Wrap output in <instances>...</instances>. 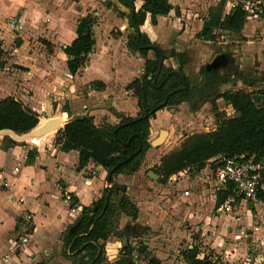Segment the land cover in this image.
<instances>
[{
    "label": "crops",
    "instance_id": "crops-1",
    "mask_svg": "<svg viewBox=\"0 0 264 264\" xmlns=\"http://www.w3.org/2000/svg\"><path fill=\"white\" fill-rule=\"evenodd\" d=\"M166 1L171 7L168 13L155 15L153 21L146 14L144 20L138 26V32L144 34L151 43L162 50L164 56L162 63L164 62L165 67H171L173 70H176L178 63L170 55V50L182 52L185 55L187 52L200 55L204 48L205 54L211 50L210 42H213L216 36L214 40H203L196 35L209 8H217L220 3L221 16L229 12L235 5H239L243 9V0H217L215 3V0H212L211 4V0ZM141 2L142 0L137 3L132 2L134 11ZM81 3L82 0L76 2L74 0H0V99L11 96L14 99H19L24 105L30 103L31 110L40 112L42 121L45 120L43 115L46 112L48 103H50V107L54 108V113L60 119L61 124L70 115L82 113L90 116L92 123L96 126H99V120H104L110 125L119 122L116 113L122 114L124 117H136L139 112L137 98L132 88H126V85L134 79L140 80L144 60L138 51L129 49L126 45L127 33L129 32H127L126 19L121 25L125 39L123 36H110L108 34V23L104 25L98 22L93 23L91 31L94 43L91 52L75 73L70 74L66 68V56L63 53V48L75 37L77 19L86 14ZM204 5H206L205 10L196 13ZM262 9L264 10V0H260L256 10L257 16L255 17H250L249 12L243 9L244 21L238 32L216 29L222 30L234 43L230 47L232 53H228L224 48L225 46L221 47L220 50L212 53V55L217 54L219 61L217 65L207 64L204 66L205 62L202 61L194 69L195 73L199 74H202L200 68L203 67L206 71L211 70L218 76L228 75V81L224 83L214 84L210 82L211 86H217L214 91L216 93H208L202 99L212 98L216 110L226 116L232 115L233 110L217 94L224 90H253L254 87L246 86L243 79L258 80L262 78L261 72L264 71V16L262 15ZM90 10L88 8L87 13ZM102 11L101 9L100 12L102 13ZM171 12L174 13L175 19L180 23L177 30L172 28ZM47 14L51 16L50 21ZM11 18H15L22 23L20 30L7 26L6 22ZM30 18L32 19L29 27L31 32L23 33V23ZM45 18H47V21H45ZM40 21L43 23L49 22L43 28L38 24ZM185 22L186 24H184ZM189 22L192 24L188 26L187 23ZM171 31L175 33L174 37L170 36ZM31 36L36 37L40 42L42 47L40 51L33 45L38 43L37 41L31 44L33 48L28 46L29 37ZM16 37H19L18 41L15 40ZM190 41H193V43L197 41V43L190 48L188 44ZM18 42H20L18 46H15ZM223 43L226 44V42ZM201 48L203 49L201 50ZM24 49H26V55L29 58L27 60L29 69L24 71L30 78L29 85L36 83L42 89L51 86L54 90H57L60 97L64 96L66 100L58 101L53 107L51 105L52 100L48 98V103H46L44 109L38 105L39 100H20L16 96L18 77L11 64L15 57L13 53ZM148 51L151 52L152 50L147 49L146 55ZM33 56H40L38 63L36 57L33 58ZM186 58H188L187 55L181 65V71L187 79V84L192 86V89H197L198 86L193 85L188 77L186 67L189 59L186 60ZM232 62L234 67L230 69ZM244 67H250L251 70L245 72ZM233 70L240 71L243 79L234 76ZM39 75L42 79L44 78L41 83L36 80ZM199 79L200 77L196 78V81H199ZM204 81H206V77L203 76L202 84ZM260 83L264 84L262 81ZM80 85L88 86L86 96L77 94ZM142 102H144V99H142ZM184 104V101H182L174 106H166L167 108L156 110L153 117L148 119L147 141L149 143V140L156 137L160 129L167 130L168 135L166 134L163 142L159 145H149L137 161L136 168L131 166V170L124 168L120 172L112 173V183H114L116 189L122 191L134 203L137 208V215L134 220H131L121 213L120 219L116 220L111 227L110 235L119 237L118 247L112 245L113 243L108 246V236L105 240H97V243L101 244V262L108 260V254L111 258H114V256L121 257L122 234L118 231L127 227V225L122 227L123 224H121L123 218L127 217L132 223L145 225L146 229L158 232V235L155 236V233L147 234V230L144 231L142 242L146 246V251L158 260L168 255L165 254V250L180 246L179 241L181 239L179 237H182L184 238V242L180 241L182 246L184 245L182 252L191 248L195 251L197 257H202L210 252L222 264H226V262L228 264H240L237 261L239 258L252 256L257 259V264H264V189L260 190V196H257L254 201H245L239 197H233L229 203V208L226 207V199L217 204L216 194L219 191L213 193L210 189L214 183L215 169L214 165L211 164L212 158L207 161L201 170L193 173V179L187 180V195H182L179 191L176 193L177 199H168L167 203H174L173 206H177V202H180L178 204V206H181L179 216L184 227L169 226L170 224L165 218L168 215H163L166 211L161 209L165 208L164 203L167 200L159 203L164 207L157 204V201L165 197L160 196L161 198H158L159 195L157 196L154 193L155 189H158L156 185L160 183L157 181L158 175L152 169L159 163L164 151L161 153L158 151H161V147L163 149L166 146L170 134L168 129L162 126L164 121H169L171 117L172 119L178 118L177 113L179 111L175 108H180ZM190 105L193 104L190 103ZM64 106L66 110H64ZM41 109H44V111L41 112ZM192 118H194L193 113L190 112L188 116L184 114V121H188L191 126L193 125L190 121ZM213 128H210V130ZM53 133L54 131L41 137L27 138L20 142L15 141L16 143L13 145H5L2 136L0 137V174L10 182L9 189H0V264H73V260L67 256L69 254L68 249H63L61 236L66 230H73L76 227L77 223L75 221L79 211H68L56 189V185L58 182H62L71 192L74 200L79 203L80 209L82 206H88L92 201L99 199L104 189L110 185L106 182L107 171L102 167L96 170L94 176L84 180V171L92 168L94 164L88 162L84 167L78 169L77 151L60 150L59 145L53 142ZM21 142L24 143L21 144ZM14 167H16L15 170ZM149 171L155 174L157 178L154 179L148 176ZM261 171L264 179V165ZM186 173L185 170L183 174ZM168 179L174 180V178ZM18 198H21V201H18ZM158 207L161 210V214L158 216L160 219L156 218ZM230 209L233 210L232 213ZM23 212L30 215V222L23 220ZM211 212L215 214H211ZM225 215L231 220L225 222ZM236 217L237 219H235ZM257 218H260V223H257ZM197 221L198 225L196 226L195 222ZM235 225L239 226L240 230L234 231ZM165 226L170 228L166 229ZM245 228L250 229L251 242H245V239L241 237L234 238V235L236 237L238 234L243 235L247 231ZM24 230L28 232L26 242L14 245V242ZM160 230H163V233ZM261 230L262 232H259ZM192 231L199 232L201 245H203L201 248L209 250L204 252V250H200L198 244L192 243L191 237H189L193 233ZM219 232H226L227 236L225 238L215 236ZM151 235H154L155 238ZM114 247L116 248V254L114 253ZM244 248H247L253 254L246 255L242 253V255L239 254V258L233 257L239 253V250L242 251ZM181 253V262L185 264ZM4 254L7 255L6 259L3 258ZM115 259L120 258H114V261ZM170 259L162 260L160 264H171ZM133 261L134 263H143L140 259H134Z\"/></svg>",
    "mask_w": 264,
    "mask_h": 264
},
{
    "label": "trees",
    "instance_id": "trees-1",
    "mask_svg": "<svg viewBox=\"0 0 264 264\" xmlns=\"http://www.w3.org/2000/svg\"><path fill=\"white\" fill-rule=\"evenodd\" d=\"M118 1L124 4L125 2L132 3V0ZM125 5L129 9V6ZM170 8L166 0H142L134 11L133 23L138 27L146 14L153 21L155 15H164ZM244 15V10L239 5H235L229 12L221 16L219 3L217 8L207 10L201 28L196 35L203 40H214L216 29L238 32L244 21ZM262 15L264 16L263 9ZM93 21L94 19L89 13L79 17L76 21L74 39L63 48V53L66 56V68L70 74L75 73L91 52L94 43L91 31ZM134 38L135 32L132 30V36L127 38L126 45L129 49L138 51L143 57V73L140 80H132L126 85V88H132L137 98L139 108L137 116L124 117L122 114L116 113L119 122L114 125L105 123L96 126L92 123L90 116L77 115L63 123L54 132L53 142L59 145L60 150L77 151L78 169L91 162L107 171L118 161L136 151V154L126 163L117 167L113 174L124 168L131 170L132 162L138 161L149 147L147 141L148 119L153 117L156 110L165 106H174L182 101H189L193 96L192 86L188 85L185 90H176L182 86L180 80L187 82L181 71L184 53L170 50V55L178 63L174 70L177 76L170 74L162 84L158 85L165 74L173 70L161 63L152 85L151 82L157 70L159 51L162 52V50L151 43L141 32H138V45L149 47L138 49L134 44ZM147 49L152 50V57L146 55ZM200 72L214 84L228 81L226 74L218 76L215 72L206 71L203 67L200 68ZM233 75L242 78L240 71L233 70ZM261 75L262 78L258 80L242 78L246 86L254 87L253 90H224L217 94L231 106L233 114L230 116L222 114L216 110L212 102L215 127L207 132L186 136L178 148L161 156L159 163L152 169L158 175V182H165L169 176L182 170L190 173L198 172L211 158L214 168L218 166L217 162L219 163L222 158L251 159L264 165V84L260 83L264 82V71L261 72ZM167 94L165 103L160 105ZM63 108L66 110L65 106ZM37 122L38 114L24 106L19 100L11 96L0 99V129H8L21 134L31 130L37 125ZM2 140L5 145L16 143L7 135H3ZM23 143L21 142V144ZM231 189V185H227L225 189L216 194L217 204L231 195ZM117 193H120L117 201L112 202L111 197ZM257 196H260V191ZM121 213L134 220L137 208L127 195L115 188L110 179V185L104 189L99 199L92 201L88 206L81 207L75 221L76 227L73 230H66L61 236L63 249H68L70 255L67 256L73 260V264L76 262L77 264H102L101 244H98L97 240H105L110 235L111 227ZM135 247L125 243L121 247L122 258L115 264H140L133 261L134 259L139 260L140 256L146 258L148 256L142 264H160L156 257L147 253L143 243H138ZM133 251L136 252L135 256L131 254ZM181 255L185 264H222L211 253L197 257L191 248L184 250Z\"/></svg>",
    "mask_w": 264,
    "mask_h": 264
},
{
    "label": "rangeland",
    "instance_id": "rangeland-1",
    "mask_svg": "<svg viewBox=\"0 0 264 264\" xmlns=\"http://www.w3.org/2000/svg\"><path fill=\"white\" fill-rule=\"evenodd\" d=\"M69 1H72V0H69ZM74 1L76 2L77 0H74ZM133 1H135L137 3L139 0H132V2ZM216 1L217 0H215L214 3ZM211 3H212V0H211L210 4ZM81 4H82L81 6L84 10V13H87L88 8H89V10L91 9L90 12H88V13L92 15V17L94 19V21H93L94 24H96L97 22L100 24L103 23V25L108 23V34L110 36L111 35H113L115 37L123 36L124 39L126 38L123 29H121V25H122V23H124L123 21H125V19H127L129 9L126 7V5L124 3H121L118 0H82ZM40 7H43V6H40ZM205 8H206V5H204L203 8H199V11H196V13H199L201 10H205ZM101 9L103 10L102 13L100 12ZM93 12H95V13H93ZM47 15L49 16V14H47ZM170 16H172L171 17L172 28L177 30V28H179L180 23L178 22V20L175 19L173 12H171ZM49 17H50L49 18V21H50L51 16H49ZM48 22H46V23H48ZM186 22L184 24H186ZM31 23H32L31 18L25 20V23H23V31H22L23 33L24 32H31V30L29 29ZM46 23L45 22L43 23L40 21L38 24L44 28ZM190 24H192V23H190V22L187 23L188 26ZM99 26H101V25H99ZM31 28H32V26H31ZM127 34H128L127 38H131L132 29H130ZM170 36L174 37L175 33L173 31H171ZM215 36H216L215 40L213 42H210V46H212V48L206 54L204 52L205 48L204 49L201 48V50L202 49L203 50L201 51L202 54L200 53V55L192 54V52L191 53L187 52V54H186L188 56V58H186V60L189 59V63H188V66L186 67V71L188 73V77L191 79L193 85H195V86H201L202 82H203V75L199 74V73H195L196 71H194V69L197 68V66H199L202 61L205 62L204 66H206L207 64L212 65L215 63L217 65L219 63L218 58H217V54L212 55V53L215 52L216 50H220V48L224 47V46H225L224 48H226V51H228V53H230V54L232 53L230 47L234 43L231 42L229 37H227V35L224 32H222V30H216ZM18 38L19 37H16L15 40L18 41ZM38 39H39V37H38ZM16 41L14 42V44L16 43ZM19 41H20V39H19ZM34 41L38 42V43H35L33 45L36 46V48L40 51V49L42 47L40 46V42L36 39V37H32V36L29 37L28 46L33 48V46H31V44L34 43ZM217 42H219V43H217ZM223 42H226V44L224 45ZM19 43L20 42H18L17 45H15V46H18ZM196 43H197V41H195L194 43H193V41H190L188 44L190 45V48H192V45H194ZM28 46H27V48H28ZM39 51H38V53H39ZM13 55L15 57H14V60L11 64V66L17 72L18 79L16 82V87H17L16 96L18 98H20V100H39L40 102H38V105L42 106V108H44V109L46 108V103H48V100H49L48 98H50V100H52L51 105L53 107L58 101L66 100V98L64 96L60 97L57 94V90L56 89L54 90L51 86L42 89V88H39L40 85H38L36 83H32L31 86L29 85L30 78L24 72L25 70L29 69V66L27 64V60L29 58L26 55V49L18 51L16 53H13ZM186 55H185V57H186ZM147 56L152 57V51L151 52L148 51ZM35 57H36V62L38 63L40 60V56H33V58H35ZM185 57H184V59H185ZM184 59H183V61H184ZM168 60H167V62L169 63L170 60L169 61ZM173 62H175V61H173ZM244 63H246V62H244ZM162 64L164 65V62ZM174 64H176V62ZM233 65H234V63L232 62L230 69L234 67ZM243 69L245 70V72H248L251 70L250 67H244ZM198 77H200V79H199V81H196V78H198ZM43 79L41 78V75L36 77V80L40 83L42 82ZM214 87H217V86L214 85ZM87 89H88L87 85H80L78 87L77 94L79 96H82V95L86 96ZM217 90H218V88H217ZM214 93H216V92H214ZM200 99L197 102H194L193 105H190V103L188 101H184L185 104L183 106H181L180 108H177V107L175 108L177 111H179L177 113V116L179 119L178 118L172 119V117L170 118V116H168L170 118L169 121H164L162 127H164L165 129H168L170 134L168 136V141L166 143V146H164L163 149L161 147V149H160L161 151H158L159 153L164 151L163 155H165V154L169 153L170 151L178 148L180 143L184 140V138L186 136H190V135L200 133V132H207V131H210V128L215 127V118L213 116L214 110L211 107V103H212L211 99L212 98H209L208 100H202L203 99V97H202ZM42 100H44V101H42ZM53 100H57V101H53ZM76 100H79V99H76ZM205 101H207L208 103L207 102L204 103ZM26 104L27 105H24V104L23 105L28 107V108H31L30 103H26ZM163 108H167V107L165 106ZM44 109H41V112H43ZM39 110H40V107H39ZM165 110L167 111V109H165ZM190 112L193 113V115H194V118H192V120H190L193 123L192 126L190 123H188V121H186V120L184 121V114H186L188 116ZM36 113L38 114L37 124H39L42 121V116L40 115V112L39 113L36 112ZM203 114H205V116H203ZM105 123L106 122L104 120H99L98 125H103ZM163 155H161V156H163ZM192 177H193V173L187 172L186 174L175 176L174 180H169L167 178L165 180V182H159L160 184L156 185L158 189H155L154 193H156L157 196L159 195L158 198H161L160 196L165 197V198L161 199L160 201H157V204L160 207H164V205L161 206V204H159V203L162 201L165 202L167 200L164 203L165 208H161V209H164L166 211V213H163V215H165V214L168 215V216H165V218H167L166 220L169 222L170 227L173 226L176 228H182V227H184V224L181 221V217L179 216L180 215L179 210L181 209V206H178V204L180 202H177V206L176 205L173 206L174 203H172V202H171L172 204L167 203L168 199L169 200L177 199L178 197H177L176 193L183 190L184 188H187L186 187L187 182H188L187 180L193 179ZM119 195H120V193L113 195L111 197L112 202H116ZM160 207H158V215L156 216L157 219H160L158 217L161 214V210H159ZM230 210H231L230 212L232 213L233 210L232 209H230ZM226 211H228V210H226ZM211 214H215V213L211 212ZM225 214L227 215V213H225ZM226 215L224 217L225 222L228 220H231ZM120 217L121 216H119L118 219H120ZM252 218H254V217H252ZM259 219L260 218H257V223H260ZM236 222L238 223V221H236ZM241 222H240V225H241ZM119 224H120V222H119ZM121 224H123L122 227L127 225V230L130 233V235L126 236L125 243L129 244L130 246H133L134 248H136L135 246L138 243L143 242L144 231L147 230V232H146L147 234H154L155 233V236H156V234L158 235L157 231H152L151 229L150 230L146 229L145 225H139V224L132 223V221H130L127 217L123 218V221ZM195 225L196 226L198 225V221L195 222ZM170 227L165 226L166 229H169ZM233 229H234V231H238V230H240V227L235 225V227ZM245 230H247V229L245 228ZM160 232L163 233V230H160ZM259 232H262V230ZM250 233H251L250 229H248L243 235L238 234L237 237H236V235H234V238L241 237V238L245 239V242H248L251 240V237H249ZM226 234H227L226 232L225 233L219 232V233H216L215 236H222L225 238L227 236ZM133 235H135V236H133ZM155 236L153 235L152 237L155 238ZM189 237H191L192 243L194 242L200 246V250H204V252L206 250H209V249L205 250V249L201 248L203 245H201V241H200L201 237H199L198 231L197 232L194 231L193 233H191L189 235ZM163 238H164V236H163ZM179 239H181L180 241L184 242V238L179 237ZM180 241H179V245L181 247L177 246L176 248L174 247V248H171L169 250H165V254H168V255H165V257H163L164 259L162 258L159 261H162V260L165 261L166 259L171 258L170 259L171 264H182V262H181L182 259L180 257V253L182 252V250H183L182 247L184 245L182 246V243ZM108 242H109L108 246H110L111 243H113L112 245H114L115 247H118L119 246V237L109 235L108 236ZM115 252H116V248H115L114 253ZM238 252L239 253H237L235 256H233L234 258H239L240 255H242V253H245L246 255L253 254V252L248 251L247 248H244L242 251L239 250ZM147 253L150 255V252H147ZM131 254H132V256H135L136 252L133 251ZM211 255H212V253H211ZM109 256L110 255L108 254V260L103 261L102 264H115V262L118 261L119 259H117V260L115 259V261H114V258H122V257H116V256H114V258H111ZM250 257L252 258V260L254 259V257H252V256H250ZM139 258H140L141 262H144L147 260L148 256H147V258L146 257H139ZM234 258H232V259H234ZM251 262H249L248 264H251ZM76 264H77V262H76ZM226 264H228V262H226Z\"/></svg>",
    "mask_w": 264,
    "mask_h": 264
},
{
    "label": "built area",
    "instance_id": "built-area-1",
    "mask_svg": "<svg viewBox=\"0 0 264 264\" xmlns=\"http://www.w3.org/2000/svg\"><path fill=\"white\" fill-rule=\"evenodd\" d=\"M259 2L260 0H243L242 8L249 12L250 17H255L257 16L256 10L258 9ZM45 21H47V18H45ZM6 24L12 29L20 30L22 28V23L15 18L8 19ZM262 166L261 162L253 161L251 159L236 160L233 158H222L218 166L214 169V183L211 185L210 189L213 193H216L225 189L227 185H231L232 193L225 200L227 208H229V203L232 201L233 197H239L245 201H254L257 199L258 192L264 189V179L261 173ZM99 167V165H94L92 168L86 169L84 171V180H88L90 177L94 176ZM15 169L16 167H14V170ZM184 172L185 170L179 171L176 174L169 176V178H175V176L181 175ZM9 188L10 182L0 174V189L7 190ZM56 189L60 193L68 211H80L79 203L74 200L71 192L62 182H58ZM181 193L182 195H187L188 189L184 188L181 190ZM17 200L21 201V198H18ZM22 217L23 220L28 222L31 221V217L27 212H23ZM235 219H237V217ZM27 234V230H24L22 234L18 236L14 245L25 243L27 240ZM3 258L6 259L7 255L4 254ZM237 261L240 264H248L251 261V264H257V259L254 258L252 260L250 256L241 257Z\"/></svg>",
    "mask_w": 264,
    "mask_h": 264
},
{
    "label": "water",
    "instance_id": "water-1",
    "mask_svg": "<svg viewBox=\"0 0 264 264\" xmlns=\"http://www.w3.org/2000/svg\"><path fill=\"white\" fill-rule=\"evenodd\" d=\"M125 4H127L129 6V12H128V16H127V19H126L127 32L129 31L130 28L134 30V32H135L134 44H135V46L138 49H140V48H148L149 46H145V45L140 46V45H138V27L136 25H134V23H133L134 6L130 2H125ZM162 60H163V55H162V52L159 51V57H158L157 70H156L155 77L158 74V71L160 69ZM170 74L177 76V74H176V72L174 70L169 71V72H167L165 74V76L163 77V79L161 80V82L159 84H162L165 81V79L168 77V75H170ZM155 77H154V79H155ZM154 79L152 81V84L154 82ZM180 82H181L182 86L180 88H177L176 90H181V89L185 90V89L188 88L187 82H185L183 80H180ZM215 90H216V87H213V88H210L209 91L206 92V93H213ZM191 91H192L193 94L201 92L200 89H192ZM167 96H168V94L164 97V99L160 103V105H163L165 103ZM193 100H195V99H191V104H193ZM54 112H55L54 108L50 107V103H48V107L46 109V112H44V115H43L45 120H43L41 123L37 124L35 127H33L28 132L21 133V134L14 133V132H12L11 130H8V129H0V137L3 136V135H7L12 140L17 141V142L23 141L24 139H27V138L41 137V136H43L45 134H48L50 132H53V131L55 132L58 128H60L62 126L63 123L71 120L73 117H75L77 115H84L85 114V113L72 114L66 120H64V122H62V124H61L60 119L58 118V116L55 115ZM138 118H140V117H138ZM166 134H167V130L160 129L158 135L156 137H154L153 139L149 140V145H151V146L159 145L160 143L163 142L164 137L166 136ZM135 154H136V151L133 154L128 155L124 159L118 161L109 170H107V172H106V182L110 183L111 175L114 172V170L117 167H119L120 165H122V164L126 163L128 160H130ZM136 165H137V161H133L131 166H132V168H136ZM147 175L150 176L151 178H154V179L157 178V176L155 174H153L151 171H149L147 173ZM105 201H106V198H105ZM115 225H116V223H115ZM118 232L120 234H122V241L121 242H122V245H123L125 243L126 236L129 234V231L127 230V227H124L123 230H120Z\"/></svg>",
    "mask_w": 264,
    "mask_h": 264
},
{
    "label": "flooded vegetation",
    "instance_id": "flooded-vegetation-1",
    "mask_svg": "<svg viewBox=\"0 0 264 264\" xmlns=\"http://www.w3.org/2000/svg\"><path fill=\"white\" fill-rule=\"evenodd\" d=\"M216 64V63H215ZM212 84L208 81V79H206V81H204V83L201 86H198L197 89H200L201 92L200 93H195L193 94L191 99H195L193 100V104L194 102H197L199 98H202L203 96H205L206 92L209 91L210 88H213L214 86H211ZM189 103H191V100H189Z\"/></svg>",
    "mask_w": 264,
    "mask_h": 264
}]
</instances>
